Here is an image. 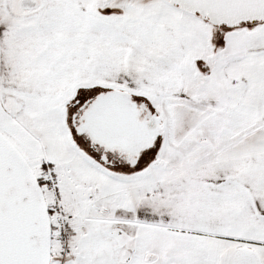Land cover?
<instances>
[{
	"label": "snow or ice",
	"instance_id": "snow-or-ice-1",
	"mask_svg": "<svg viewBox=\"0 0 264 264\" xmlns=\"http://www.w3.org/2000/svg\"><path fill=\"white\" fill-rule=\"evenodd\" d=\"M0 264H264V0H0Z\"/></svg>",
	"mask_w": 264,
	"mask_h": 264
}]
</instances>
